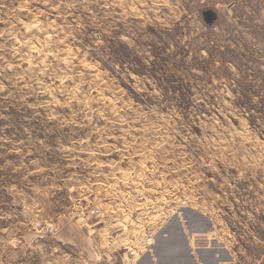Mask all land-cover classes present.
Here are the masks:
<instances>
[{
    "label": "rangeland",
    "instance_id": "374dc122",
    "mask_svg": "<svg viewBox=\"0 0 264 264\" xmlns=\"http://www.w3.org/2000/svg\"><path fill=\"white\" fill-rule=\"evenodd\" d=\"M189 210L264 264V0H0V264H185Z\"/></svg>",
    "mask_w": 264,
    "mask_h": 264
},
{
    "label": "crops",
    "instance_id": "0c3cea01",
    "mask_svg": "<svg viewBox=\"0 0 264 264\" xmlns=\"http://www.w3.org/2000/svg\"><path fill=\"white\" fill-rule=\"evenodd\" d=\"M211 215L213 214L208 216L202 211H186L185 216L179 215L173 218L157 237L164 241L173 239L174 241L176 240L178 244L180 243L185 264H243L241 262L238 263V259L234 256L228 241H223L220 238L217 242H212L209 247L201 246L197 251L193 250L190 236L186 234V231L188 230L189 234L199 235H208V233L214 232L215 220ZM185 226L187 228L186 231ZM155 243L152 249L146 252L142 257H139L138 260L135 259V256H130L129 251H126L127 246L123 247L119 243L114 244V242L107 243L97 241L94 245L96 247L99 263L159 264V261L164 264V259L170 253V249L167 250V254H160L155 248ZM74 262H77L76 264H88V260L82 259H76ZM71 264L74 263L71 262ZM165 264L169 263L165 262Z\"/></svg>",
    "mask_w": 264,
    "mask_h": 264
},
{
    "label": "water",
    "instance_id": "95a60500",
    "mask_svg": "<svg viewBox=\"0 0 264 264\" xmlns=\"http://www.w3.org/2000/svg\"><path fill=\"white\" fill-rule=\"evenodd\" d=\"M201 14L203 16L204 21L208 24V25H213L217 18H218V14L214 9L208 8V9H202L201 10Z\"/></svg>",
    "mask_w": 264,
    "mask_h": 264
},
{
    "label": "built area",
    "instance_id": "2783aa9c",
    "mask_svg": "<svg viewBox=\"0 0 264 264\" xmlns=\"http://www.w3.org/2000/svg\"><path fill=\"white\" fill-rule=\"evenodd\" d=\"M99 212H100L99 209H96V208L92 209V213H94V214L99 213ZM191 240H193L192 241L193 250L197 251L201 247L200 243L198 242V238L196 239V235H192Z\"/></svg>",
    "mask_w": 264,
    "mask_h": 264
}]
</instances>
